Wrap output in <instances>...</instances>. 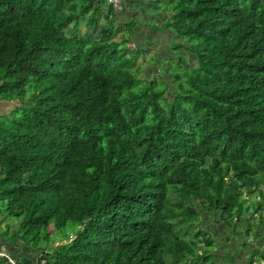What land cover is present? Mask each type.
<instances>
[{
    "label": "trees",
    "instance_id": "obj_1",
    "mask_svg": "<svg viewBox=\"0 0 264 264\" xmlns=\"http://www.w3.org/2000/svg\"><path fill=\"white\" fill-rule=\"evenodd\" d=\"M159 1L141 23L171 36L172 98L127 56L138 14L0 0V102L20 104L0 114V214L17 224L5 241L44 248L35 264H218L221 227L264 247V0ZM68 224V248L41 247Z\"/></svg>",
    "mask_w": 264,
    "mask_h": 264
},
{
    "label": "rangeland",
    "instance_id": "obj_2",
    "mask_svg": "<svg viewBox=\"0 0 264 264\" xmlns=\"http://www.w3.org/2000/svg\"><path fill=\"white\" fill-rule=\"evenodd\" d=\"M122 3V0H120ZM128 1V0H127ZM151 3V5L153 6V8H158L159 7V0H152L149 1ZM109 3H111L113 5L114 8L115 5L111 2V0H109ZM120 8V7H119ZM155 20V18H153ZM100 23H104L103 20H100ZM124 23V22H123ZM101 24L98 25V27H96L94 30H92V33L94 34V36L97 39L101 38V30H100V26ZM85 26H87V21L85 20L84 22L82 21V23L78 26V32L80 34H84L86 31V28H84ZM87 27H91V26H87ZM70 29H68L67 31L69 32ZM160 37H162V41L161 43L158 45L157 44H153L152 42H150L149 40L148 43H146V50L147 53L144 55H140L141 57L139 58V52L142 49L143 45H141L142 43L141 38L139 37H135L133 39V45H128V51H127V56L129 58L132 59L133 61V65H134V72L137 76V78L140 80V82L142 80H152L155 79V82H159L158 81V76L163 75L162 70L167 67H170V63H169V58H172V55H170L167 51L168 47V43L171 40V36L168 32H161L160 34H157ZM116 40H118V37H116V35L113 37ZM149 46V47H148ZM192 62V61H191ZM176 65V63L174 64ZM162 66V67H161ZM136 69V70H135ZM172 75H163L162 77V81L165 82V85H171L169 87H165V91L167 93V96L169 98H172V92L170 89H175L174 85H173V80L171 79ZM161 83L159 82V87H162V85H160ZM15 105L19 106L20 104H17L16 102H12V103H2L0 102V114H8L10 111H12L13 109H15ZM5 115H0V117L5 118ZM201 221L199 222L200 226L203 228L204 231L206 232H217V229L221 227V224H219V221H214L211 217V215H209V213H207L206 211H201ZM3 216L4 214L1 213ZM262 218L260 217V215L258 216H254L253 215V223L255 224V228H254V232H256L257 234L259 233L260 235L264 236V232L261 230H264L263 227H258L259 224L258 220L262 219L264 220V212L261 214ZM203 217L205 218L206 222L204 221ZM4 218H6L4 216ZM7 222H15L14 219L12 218H6ZM254 225V224H253ZM221 231L222 233H220V236L217 237L215 239V247L213 248L212 251V255L214 257H216V262L218 264H232V261L229 259L228 257V251H230L231 253L233 252L234 249H237L239 252L241 253H245L248 252L247 248L248 246H250L252 244V242L255 240V238L253 236H251V238H249L247 240V245L245 246V249L242 245V242L240 240H237L234 236L233 233L230 231V229H224L223 227H221ZM243 227L239 226V232L242 231ZM75 227L72 226V224H68L67 227L65 229L59 230L57 233L54 234V236L50 239V242L46 243L45 245L41 246H47V250L50 251L53 248H68L70 245V242L72 240L74 231H75ZM244 229V228H243ZM261 229V230H260ZM230 232H229V231ZM12 233V232H10ZM8 235H11V234ZM228 237V239H227ZM232 237V239H231ZM257 239V238H256ZM258 241H260L259 239H257ZM256 240V241H257ZM234 244H236L234 246ZM219 245L221 247H219ZM234 246L233 250L231 249V247ZM264 246V245H263ZM257 247V246H254ZM258 253L254 256L256 259H258V261L261 260L260 254L261 251L260 249L257 247ZM7 251V250H5ZM52 251V250H51ZM8 252V251H7ZM240 253V254H241ZM239 254V256H240ZM217 256L224 258L225 260L221 259H217ZM14 257V256H13ZM252 255L251 253L247 254L245 256V258L247 259H251ZM166 260H168V256H166ZM171 261V260H168ZM167 261V262H168ZM6 262V261H5ZM197 264H203L200 263V261H197ZM224 262V263H223ZM169 263V262H168ZM0 264H2V262H0ZM170 264V263H169ZM235 264V262L233 263Z\"/></svg>",
    "mask_w": 264,
    "mask_h": 264
},
{
    "label": "crops",
    "instance_id": "obj_3",
    "mask_svg": "<svg viewBox=\"0 0 264 264\" xmlns=\"http://www.w3.org/2000/svg\"><path fill=\"white\" fill-rule=\"evenodd\" d=\"M123 1H124V6H121L120 8H115L117 20L119 21V23H123V22L125 23L129 21L134 15L138 14L137 19L140 22H139V27L136 31L135 37L141 38V41H140L141 43H143L146 40H149L150 42H154L153 44H157V45L158 43L160 44L162 41V37H160L154 32H148L147 31L148 28L144 27L141 23V21L144 22L146 20V17H145L146 12L144 9L146 8V6L149 5V1L142 2L139 6H137V8L131 5L130 0L128 1L123 0ZM149 8L152 10L156 9L151 6H149ZM6 225H10V229L8 231L5 228ZM16 230H17V224L16 223L14 224L13 222L12 223L7 222V219L4 218L2 214H0V249L9 251L15 257V259H17L20 263L26 262V264H35V261L39 258V256L41 255V251L43 252L44 248H41L40 251H38L37 249H34L27 244H24L19 239H14L10 242L5 241V236H12L16 232ZM9 233L11 235H8ZM260 244H261L260 241L254 240L250 246L246 247L248 252H245V253H241L242 251L239 252L237 249L233 250L234 246L236 245L234 244V246H232L231 249L234 252V253L232 252V256H234L235 253H237V255L235 256L236 264L247 262L248 259L245 258V256L251 253L252 250H254L255 248L257 247L259 248ZM254 246H257V247H254ZM261 253L264 254V247H262ZM220 258L222 259V256ZM5 264L7 263L5 262Z\"/></svg>",
    "mask_w": 264,
    "mask_h": 264
},
{
    "label": "built area",
    "instance_id": "obj_4",
    "mask_svg": "<svg viewBox=\"0 0 264 264\" xmlns=\"http://www.w3.org/2000/svg\"><path fill=\"white\" fill-rule=\"evenodd\" d=\"M111 2L115 5L116 8L121 7V1L120 0H111ZM0 259H3L6 261L7 264H20L13 255H11L9 252L5 251L4 249H0ZM253 264H257V262H254ZM260 264H264V262H261Z\"/></svg>",
    "mask_w": 264,
    "mask_h": 264
}]
</instances>
